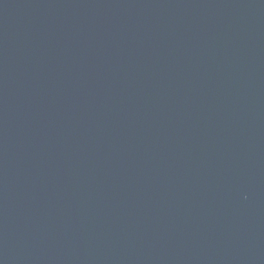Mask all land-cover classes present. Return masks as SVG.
<instances>
[{"label": "water", "instance_id": "water-1", "mask_svg": "<svg viewBox=\"0 0 264 264\" xmlns=\"http://www.w3.org/2000/svg\"><path fill=\"white\" fill-rule=\"evenodd\" d=\"M0 264H264V0H0Z\"/></svg>", "mask_w": 264, "mask_h": 264}]
</instances>
